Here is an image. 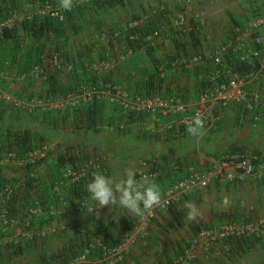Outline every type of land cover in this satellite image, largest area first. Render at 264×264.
Listing matches in <instances>:
<instances>
[{"label": "crops", "instance_id": "0c3cea01", "mask_svg": "<svg viewBox=\"0 0 264 264\" xmlns=\"http://www.w3.org/2000/svg\"><path fill=\"white\" fill-rule=\"evenodd\" d=\"M40 1L0 0V23L16 17L9 36L0 34V193L3 181L11 180L17 188L23 183L7 203L13 223L0 233V264H65L91 245L90 260L96 261L128 237L129 253L119 264H168L198 240L202 227L250 220L257 224L259 238L222 240L209 247L208 255L200 245L203 257L196 264H264V178L227 181L217 170V163L227 156H264V109L217 105L212 125L192 136L173 115L142 113L139 120L128 122L127 111L100 96L96 98L101 106L79 98L64 108L31 110L2 95L59 100L61 89L79 84L84 72L139 94L149 74L158 69L165 82L161 89L155 84V95L176 96L195 107L217 70L209 58L213 49L231 40L237 27L243 34L252 20L264 17V0H93L76 6L66 20L40 13ZM181 10L194 30L168 29ZM203 10L209 23L197 29L196 14ZM132 19L138 20L137 26L153 24L162 35L132 48L112 35L102 39V33L126 28ZM197 53L205 55L202 63L189 69L180 66L182 58ZM106 62L108 67L100 65ZM40 63L46 73L32 74ZM249 86L264 89V76ZM18 138L28 140L35 152L41 146L47 150L36 163L11 158L1 147ZM95 158L102 164L95 165L91 175L99 171L118 182L129 170L137 179L147 173L162 195L194 172L208 174L211 181L201 189L177 192L180 196L175 194L170 208L158 209L144 223L118 206L99 209L86 190L92 176L80 183V195L64 178L71 167L89 170ZM30 177L32 187L27 186ZM40 199L46 202L45 210L35 214L32 210ZM186 201L201 210L198 221L186 219Z\"/></svg>", "mask_w": 264, "mask_h": 264}, {"label": "built area", "instance_id": "2783aa9c", "mask_svg": "<svg viewBox=\"0 0 264 264\" xmlns=\"http://www.w3.org/2000/svg\"><path fill=\"white\" fill-rule=\"evenodd\" d=\"M93 0H76L75 6L72 10L81 4L91 2ZM188 1V0H187ZM71 10V11H72ZM39 12L44 15H51L58 17L60 20H65L70 11H65L49 0H43L39 3ZM15 15L0 23V32L2 33L5 27H11L15 20ZM197 29L208 25V18L206 12L203 10L196 14ZM138 20L132 19L129 21V27H135ZM190 18L185 11H179L168 25L169 30H175L180 33H187L194 30ZM264 17H256L251 21L248 28L241 34V29L236 28L237 33L221 45L215 47L209 56L212 63L215 65L216 74L210 77V83L205 88L199 98V103L195 107L181 101L175 96L154 95L143 97L140 95H132L125 88L117 84H106L101 88L82 87L75 92L68 93L64 98L59 100L53 99H36L27 101L20 99L12 94H2L3 97L11 103L18 106L29 108L52 109L61 108L68 105L77 104L79 98L93 99L100 96L111 103H115L123 109L131 112H145L158 113L163 115H173L175 119L184 126L192 122L196 115H200L204 120V126H211L214 119V107L217 105L226 106L229 103L243 104L247 109H254L256 107L264 109V89H256L249 85L256 81L257 78L264 76ZM118 33H115L117 36ZM162 35L159 28L146 36L147 39L158 37ZM110 34L108 32L102 33V39L107 40ZM250 45H248L247 39ZM228 56H233L236 61H250L253 66L251 70L246 72L243 76L235 73L232 69V63L226 61ZM58 62L57 57L55 58ZM205 59V55L197 53L195 55L182 58L179 63L184 69L192 68L199 65ZM173 65H177V60H174ZM102 67H108L109 63L100 64ZM69 67V66H68ZM226 74L227 78L220 73ZM32 74L44 75L46 67L44 64H36L32 70ZM46 148L42 147L38 151L29 154L30 160H36L39 156H43ZM217 170L222 178L227 181L244 179L247 176H259L264 178V156L260 154H238L227 156V158L217 164ZM104 172V171H103ZM86 176V171L83 168H69L64 173V178L71 180L74 183H80ZM141 176L149 177L147 173H142ZM140 176V177H141ZM208 174L194 172L188 178L181 180L173 186L166 197H162L161 204L156 207L151 214L147 215L142 221L148 222L156 214L158 209L166 207L170 204L175 194L178 191L189 190L192 188H199L207 186L211 179ZM16 191V186L13 183L7 182L4 184L0 193V233L6 230L12 223L13 219L10 215V210L7 206L9 200L13 197ZM88 201H85L87 203ZM35 214L42 212V207L38 205L32 210ZM255 230L251 225L242 224L237 221H231L218 229L221 235L238 234L248 235L252 230ZM208 236L216 234V229H209L202 233ZM11 241V238H6ZM93 246L84 249L82 253L75 256L72 260L65 264H117L123 259L126 246L120 244L112 248H108L103 257L96 261L90 260ZM185 252L179 255L171 264H183Z\"/></svg>", "mask_w": 264, "mask_h": 264}, {"label": "clouds", "instance_id": "9594fccd", "mask_svg": "<svg viewBox=\"0 0 264 264\" xmlns=\"http://www.w3.org/2000/svg\"><path fill=\"white\" fill-rule=\"evenodd\" d=\"M75 3H76V0H58V7L65 10V11H71L72 8L75 6ZM149 34H151V33H149ZM146 36H145V38H146ZM109 83L117 84V83L108 82V83H105V85L109 84ZM117 85H120V84H117ZM87 88H89V87H87ZM99 88H101V87H99ZM70 92H75V91H68L65 94L63 93L62 98H64ZM129 93L131 94V92H129ZM132 95H140V94H132ZM156 95H160V94H156ZM13 96H15V95H13ZM140 96H142V95H140ZM151 96H154V95H151ZM143 97H147V96H143ZM18 98H20V97H18ZM20 99H24V98H20ZM36 99H40V98L25 99V100L32 101V100H36ZM42 99H51V98L46 97V98H42ZM53 100H55V99H53ZM104 100H106V99H104ZM107 102H109V101H107ZM109 103H111V102H109ZM112 104H115V103H112ZM14 105H16V104H14ZM115 105H117V104H115ZM16 106H18V105H16ZM68 106H70V105H68ZM21 107H23V106H21ZM118 107H120V106H118ZM61 108H64V107H61ZM120 108L123 109L122 107H120ZM29 109H31V110H33V109L49 110V109H42V108H29ZM52 109H57V108H52ZM123 110H125V109H123ZM125 111H127V110H125ZM127 112H131V111H127ZM142 113H145V112H142ZM203 129H204V120L198 114L193 118L192 122L188 125L187 131L192 136H199L202 133ZM32 152H34V151H32ZM30 153H28L25 156V159L27 161H35V160L29 159ZM8 155L11 158L17 157L14 152H10V153H8ZM39 157H42V156H39ZM71 168H76V167H71ZM77 169H79V168H77ZM6 183H4V184H6ZM10 183H12V182H10ZM72 183H74V182H72ZM4 184H3V186H4ZM14 185L16 186V184H14ZM86 190L90 194L91 200L99 206V209L102 207H108V208L112 209V208H115L118 206L121 209H126L128 211V213H130L133 217H135V218L139 217L141 219H143L147 215L151 214L152 211L156 207H158L162 201V192H161L160 186L145 176H141L139 179H137L136 173L132 170L128 171L126 179H121L118 182L113 180L111 177L104 175L103 173H101L99 171L94 172L92 174V179L86 185ZM226 202H227V198H225V203ZM83 206L86 208L88 207V205H86V204ZM184 207L187 209L186 219L188 221H198V218L201 217L202 213H201V210L197 207V205L194 202L186 201L184 204ZM94 209L95 208H89V211L92 212Z\"/></svg>", "mask_w": 264, "mask_h": 264}, {"label": "trees", "instance_id": "16d2710c", "mask_svg": "<svg viewBox=\"0 0 264 264\" xmlns=\"http://www.w3.org/2000/svg\"><path fill=\"white\" fill-rule=\"evenodd\" d=\"M41 1H43V0H41ZM104 1L109 2V3H113V2H117L118 0H104ZM154 27L155 26L153 24H150V25L148 24L147 26L140 24L139 26H135V27L127 26L126 28H123V29L119 28L117 30L114 29L115 31L112 30V32H114L113 33L114 36L111 33H110V36L112 35V37L118 38L119 41L121 43H123L127 48H132L134 45H137L138 42L141 44L142 43L146 44L145 35L152 33V31L154 30ZM115 33H118L117 37L115 36ZM0 34L5 36V37L9 36L8 27H5L3 32L2 33L0 32ZM226 61L232 63L233 71L235 73L239 74L240 76H243L246 72L251 70V68L253 66L252 62L241 61V60L236 61V59L233 56H228L226 58ZM215 74H216V71H215ZM220 75H223L227 78V75L223 74L222 71H221ZM160 76H161V74L158 73V69L155 70L154 72L150 73L149 74V80L147 81L146 85H143L144 88L142 89V91L139 94L142 96L155 95V88L157 86H159L160 87L159 89H161L162 87L160 85L164 84V82H165V80H163L162 77H160ZM104 81H106V82L109 81V82L115 83V81L107 80V78H104V77L99 78L94 73L91 74L90 72H87V74H85V72H84L82 79L79 82V84L71 87L70 89L69 88L64 89V90L61 89V92L66 93L68 91H77L82 87L99 88L100 87L99 83L104 82ZM208 81L210 82V80H208ZM156 83H157V86H155ZM98 100H101V99L96 98V97L93 98L94 103H96L98 106H101V103ZM142 115H143L142 112H128L129 117H127V121L128 122L137 121L142 117ZM1 148H2V150L6 151V152H14L16 154L17 158H24L28 153L35 150L36 147H33L32 145H30L28 140H26L25 138H23V139L18 138L15 142L8 140L7 142H5V144ZM37 161H38V159L35 160L34 163H36ZM28 180L29 181L27 182V186L32 187L31 183L34 181L33 177H30ZM6 182H11V180L3 181V184ZM21 185H23L22 181L19 182L18 188H17V184H16V191L19 190ZM79 185H80V183H73V186H74L73 188H76L77 194L80 195V193L82 194L83 192L81 191V188L79 187ZM14 195H15V193H14ZM28 199H29V197H28ZM37 205H40L42 207V211H43V210H45L46 202H44L43 200L40 199V200H38ZM48 211H49L48 213H50L49 208H48Z\"/></svg>", "mask_w": 264, "mask_h": 264}, {"label": "rangeland", "instance_id": "374dc122", "mask_svg": "<svg viewBox=\"0 0 264 264\" xmlns=\"http://www.w3.org/2000/svg\"><path fill=\"white\" fill-rule=\"evenodd\" d=\"M56 56H58V55H56ZM20 98H24L25 99V97H20ZM40 98H42V97H40ZM28 108L29 107H27L26 109H28ZM41 148H42V146H41ZM98 164H102V162L99 161L97 158H95L93 160V163L91 164L92 167L89 168V170H87V167H84L83 168L86 171V177L87 178L92 176L90 174V172L93 171V170H95V168H96L95 165L97 166ZM86 177H85V179H86ZM201 188H203V187L192 188V189H201ZM189 190H191V189H189ZM183 191H185V190H183ZM178 192H181V191H178ZM166 196L167 195H162V197H166ZM177 196H180V195L178 194ZM177 196H176V198H177ZM173 200H174V198L172 199V201ZM172 201L170 202L169 205H167L166 207H162L161 209H168V208H170L171 204L173 203ZM155 215H154V217H155ZM154 217H152L151 219H153ZM141 222H142V220H141ZM229 222H231V221H228V222L224 223V225L227 224V223H229ZM237 222H239V221H237ZM240 223L246 224V225H251L253 228H256V230L253 229L248 235L227 234V235L223 236V235H221V232L218 230V229H220V226H212V227H209V228L208 227H202V229L198 232L197 237H196V239H198V240H194L188 247H186L179 254V255H182L185 252H187V255L184 256L183 264H196V260H198L200 258L202 259L203 256H202L201 250H200V248H198V246H200V245H202V249H204V251H206L207 252V255H208L209 252H210L209 251L210 250L209 247L217 246L220 242H222V240H225L227 242H232V240L238 241V240H241L242 237H251L252 235H255L257 238H259V235H257V231H258L257 224L253 223L251 220L250 221H241ZM29 224H31L30 221H29ZM209 229H216V234L213 235V236H208L207 234H204V235L202 234L204 231H207ZM120 244H124L126 246L125 254H124V257H123V259H124L126 257V255L129 253V248H130V245H131V239H129V237L128 238H125V240L122 241L121 243H119L118 245H120ZM227 252L228 253L231 252L230 248L227 250ZM103 255L104 254H102L101 257H103ZM179 255H176L174 258H172V260L168 264H171ZM123 259H121L120 261H122ZM119 262L117 264H119Z\"/></svg>", "mask_w": 264, "mask_h": 264}]
</instances>
